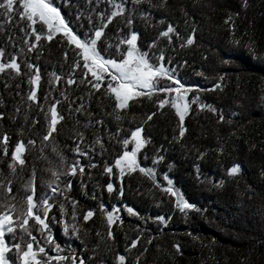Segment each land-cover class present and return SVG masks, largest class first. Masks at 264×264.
Segmentation results:
<instances>
[{"label": "trees", "instance_id": "trees-1", "mask_svg": "<svg viewBox=\"0 0 264 264\" xmlns=\"http://www.w3.org/2000/svg\"><path fill=\"white\" fill-rule=\"evenodd\" d=\"M53 3L75 32L85 36L91 34L92 24L102 23L98 13L114 10L108 0ZM0 24V49L5 52L0 62H10L15 54L21 66L19 74L11 69L0 73V178L12 181L19 200L35 170L39 198L49 191L51 171L67 172L77 161L84 167L82 173L61 175L56 181L65 194L50 201L47 223L54 243L46 246L49 255L57 254L55 244H59L60 254L75 255L77 264L79 259L85 264H119V252L126 264H264V0H125L124 13L108 24L97 42L105 58L122 59L127 45L120 41L134 32L137 48L148 53L153 63L163 55L165 67L175 69L188 104L183 125L171 104L159 108L160 100L171 101L176 93L153 92L129 101L126 109H116L114 96L107 91L109 78L99 91L87 82L93 79L90 73L80 83L87 71L78 54L81 50L70 45L62 32L48 41L47 26L37 23L45 36L36 42L20 31L27 21H19L18 15ZM169 25L175 30L171 39L161 36ZM193 34L194 42L188 45L186 40ZM25 39L36 43L32 52L27 51ZM27 63L39 68L38 84L30 83L35 72ZM53 73L61 79L56 81ZM69 74L76 80L73 85L67 84ZM32 90L37 92L36 102L28 100ZM56 100L64 119L53 137L43 141L49 123L46 113ZM81 104L85 108L75 112ZM97 120L103 124H96ZM139 127L147 143L137 152L136 170L126 169L121 175L116 159L135 148L130 142L125 149L122 140L131 139ZM81 133L85 156L76 152ZM29 140L36 143L28 145ZM20 141L27 146L26 163L12 172L11 156ZM237 165L240 172L229 175ZM108 166L112 173L105 171ZM140 167L152 169L154 175H145ZM169 181L178 195L166 191ZM69 182L71 187L65 188ZM181 197L192 207L182 211ZM90 210L94 215L85 222ZM108 212L114 220L111 238ZM158 217L165 219L166 226ZM29 226L43 240L40 226L33 220ZM134 240L138 242L132 248Z\"/></svg>", "mask_w": 264, "mask_h": 264}, {"label": "snow or ice", "instance_id": "snow-or-ice-1", "mask_svg": "<svg viewBox=\"0 0 264 264\" xmlns=\"http://www.w3.org/2000/svg\"><path fill=\"white\" fill-rule=\"evenodd\" d=\"M71 4V0H67ZM139 2V0H136ZM108 3L114 9L110 14L100 12L98 16L102 23L97 26L92 24V28L89 30L90 35L85 36L84 34L77 33L70 26V23L65 20L62 16L58 6L54 5L53 0H0V20L10 23L14 18V15L19 16V21H27V25L20 29L25 34V37H33L36 42H39L42 37L45 36L43 32L38 30L35 25L40 23L47 26L46 39L51 41L56 33L62 32L67 38L70 45H74L76 50L79 51V55L83 59V68L85 72V79L81 80L80 83H84L87 80L88 74L90 73L93 79L87 80L91 87L99 91L103 85L105 77L109 78L107 84V91L114 96L116 101V109H126L129 106V101L134 100L137 97L151 95L153 92H160L164 94L176 93V96L171 101L168 98L159 101V108H163L167 104H171L176 109L181 125H183L185 113L188 110V104L185 103V97L181 94L185 86L181 83V80L175 75V69L165 67L164 57L161 55L157 63H153L148 53L141 52L136 45L137 34L132 33L129 38L121 40V44L127 45L126 52H122V59L119 61L115 58H105L101 51L97 49V42L104 36L105 30L108 24L111 23L112 18L122 15L125 11V0H108ZM18 5V7H17ZM22 9V11H21ZM80 17V14L77 13ZM129 24L132 23L131 19L127 21ZM3 25L0 24V28ZM173 26L169 25L165 31L161 33L163 37H169L170 34L174 33ZM194 34L187 38L186 43L188 45L193 44ZM11 39V38H10ZM27 46V51L32 52L36 48V43H29L28 39L24 40ZM116 51L120 52L119 45L116 46ZM5 52L0 49V57H3ZM67 56V53H65ZM27 68L30 71L35 72V75L30 77V83L38 84L40 80L39 68L31 63H27ZM76 68L80 67V64L75 65ZM6 69L16 71L17 74L21 71L20 63L17 62L15 54L12 55L10 62H0V73L5 72ZM53 77L56 81L61 79L53 73ZM166 79L169 81L167 84H161V80ZM76 83L74 77L69 74L67 79L68 85ZM217 88L220 85H216ZM28 100L36 102L37 92L32 90L28 94ZM60 103L56 100L52 104L48 113H46V119H49L47 133L43 136V141H49L53 137V133L57 131V124L64 119V116L57 111V105ZM74 103V102H73ZM203 107V106H202ZM85 108V105L81 104L75 108V112H81ZM71 110V106H70ZM215 111V109H210ZM18 111V110H17ZM152 115H155L153 113ZM152 115L148 116V119H152ZM50 117V118H49ZM3 118V114L0 113V119ZM116 119L119 120L120 116L117 114ZM223 116L220 117L222 122ZM38 123V121L33 122ZM93 123L89 121V124ZM96 124H103V121L97 120ZM143 127L137 128L131 133V139L124 138L122 144L127 148L128 144L134 143L135 148L129 152L124 151L115 161V167L120 170L121 175L128 172L135 171L137 168V152L147 143V140L143 138ZM184 129L181 127L180 135L183 136ZM81 140L77 144L76 152L80 156L88 155V151L81 150L80 144L83 143V134H80ZM3 142L6 145L8 137H3ZM35 140H29L28 145H34ZM103 147L102 141L99 139L96 141ZM26 145L23 141L18 142L12 156L9 168L12 172H15L17 167L23 168L26 163L24 159V152ZM4 156H7V148L4 149ZM162 158V157H161ZM158 158V159H161ZM61 162L63 159L61 158ZM123 165V167H122ZM95 167V164L92 165ZM83 172L84 167L77 161L76 163L69 166L67 172L62 171H51L53 180L49 182V191L44 193L43 196L37 198L35 192V170H33L32 176L25 184V195L17 200L16 196L12 192V181L10 179L5 180L0 178V264H61V262H68V264H77V257L72 255H62L63 249L59 244H55L56 255H49L46 251V246L50 243H54V239L50 234L49 224L47 223L48 214L53 207V200L57 195L63 196L65 193L56 183L61 175H76L77 171ZM106 172L112 173L113 168L111 166L106 167ZM139 171L145 173V175L152 177L154 175L152 169L139 168ZM240 172V167L233 166L229 169V175H236ZM70 182L65 185V188H70ZM109 192L113 190V185L109 183L107 185ZM166 191L171 192L173 195H178L172 191L171 181H169V187ZM178 206L183 211L184 209L191 208L192 205L183 201L181 197ZM61 211H64V206L61 205ZM129 213H132V208L127 209ZM94 215L93 211H88L83 220L86 222ZM73 219L75 215L73 214ZM162 224L166 222L163 217L157 218ZM33 220L35 225H39V232L43 236V240L38 239L36 235H33L32 228L29 226V221ZM107 222L109 225V237L111 238V226L114 223L113 213H107ZM22 235L17 236V230ZM68 226L65 225V232H67ZM73 233L77 231L76 227H72ZM6 237L10 239L6 240ZM138 241H133L131 244L132 248L137 246ZM151 242V241H149ZM35 245V248H34ZM177 251H179V245H176ZM12 253V256H9ZM79 264H85L83 259H79ZM119 264H125V256H119Z\"/></svg>", "mask_w": 264, "mask_h": 264}, {"label": "water", "instance_id": "water-1", "mask_svg": "<svg viewBox=\"0 0 264 264\" xmlns=\"http://www.w3.org/2000/svg\"><path fill=\"white\" fill-rule=\"evenodd\" d=\"M121 255L124 256V254L122 252H119V254H118V263H119V256H121ZM125 264H126V258H125Z\"/></svg>", "mask_w": 264, "mask_h": 264}, {"label": "rangeland", "instance_id": "rangeland-1", "mask_svg": "<svg viewBox=\"0 0 264 264\" xmlns=\"http://www.w3.org/2000/svg\"><path fill=\"white\" fill-rule=\"evenodd\" d=\"M122 167H123V165H122Z\"/></svg>", "mask_w": 264, "mask_h": 264}]
</instances>
